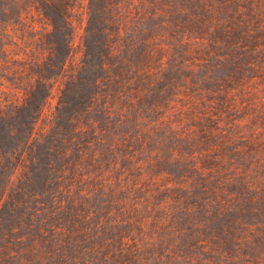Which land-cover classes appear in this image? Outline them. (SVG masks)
I'll use <instances>...</instances> for the list:
<instances>
[{
  "label": "trees",
  "instance_id": "1",
  "mask_svg": "<svg viewBox=\"0 0 264 264\" xmlns=\"http://www.w3.org/2000/svg\"><path fill=\"white\" fill-rule=\"evenodd\" d=\"M0 264H264V0H0Z\"/></svg>",
  "mask_w": 264,
  "mask_h": 264
},
{
  "label": "rangeland",
  "instance_id": "2",
  "mask_svg": "<svg viewBox=\"0 0 264 264\" xmlns=\"http://www.w3.org/2000/svg\"><path fill=\"white\" fill-rule=\"evenodd\" d=\"M54 103H55V100L52 101V104H53V105H54Z\"/></svg>",
  "mask_w": 264,
  "mask_h": 264
}]
</instances>
